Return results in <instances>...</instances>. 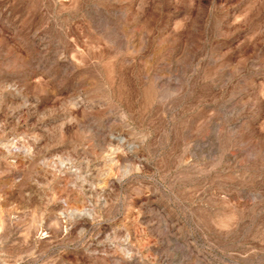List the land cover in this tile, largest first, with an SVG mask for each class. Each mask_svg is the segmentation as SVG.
I'll list each match as a JSON object with an SVG mask.
<instances>
[{
  "label": "rangeland",
  "instance_id": "374dc122",
  "mask_svg": "<svg viewBox=\"0 0 264 264\" xmlns=\"http://www.w3.org/2000/svg\"><path fill=\"white\" fill-rule=\"evenodd\" d=\"M0 264H264V0H0Z\"/></svg>",
  "mask_w": 264,
  "mask_h": 264
}]
</instances>
